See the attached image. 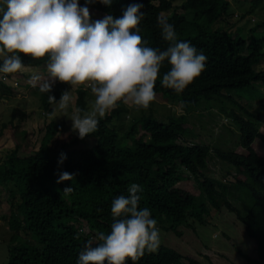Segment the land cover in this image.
<instances>
[{"label": "trees", "instance_id": "1", "mask_svg": "<svg viewBox=\"0 0 264 264\" xmlns=\"http://www.w3.org/2000/svg\"><path fill=\"white\" fill-rule=\"evenodd\" d=\"M156 1L111 0L109 5H104L94 0L87 7L94 18L101 19L106 14L118 18L128 5L141 3L140 11L144 16L138 27L146 46L162 50L168 46L157 24V17L163 16L174 26L179 40L190 41L207 57L203 71L181 93L160 83L170 67L167 61L159 69L154 99L166 105L178 102L182 112L174 114L168 106H164L163 112L149 106L136 108L125 130L126 117L131 110L118 103L99 119L96 131L83 139L69 128L66 120H53L47 126L41 146L21 155L13 111L11 120L3 123L0 131L1 137L11 124L15 140L11 154L0 162V187H8L10 198L7 213L12 235L8 240L7 264H76L87 240L99 242L94 233L84 234L76 223L86 221L97 234H107L112 223L111 202L119 195L127 196V188L132 183L142 188L138 207L148 208L157 227L167 233L180 235L184 226L193 227L194 222L206 224L210 207L216 210L225 207L236 213L246 234L254 240L251 251L242 255L249 264H264V130L261 129L264 117L227 96L230 91L255 82H261L264 87V70L255 69L264 60V38L249 35L264 27V0H250L246 13L262 10L263 21L256 23L248 33H241L242 29L234 33L229 29L231 25L219 26L224 17L233 14L229 0H180L179 6H174L177 0ZM78 4L83 6L85 0H78ZM20 56L26 67L46 63V57L32 59L23 53ZM6 75L21 77L19 72ZM0 88L3 94L16 92L2 80ZM65 90L69 91L68 84L57 81L50 94L58 100ZM35 91L38 106L46 114H52L56 104L49 102L50 94ZM4 97L8 95H0V100ZM86 98L87 90L78 89L75 105L82 112L87 109ZM226 101L232 102L242 113L233 111L230 116L239 124L240 144L246 154L220 147L210 129L204 141H190L204 136L192 124V116L202 107H217L226 112ZM114 118L117 125L111 128ZM118 130L124 132L123 137L130 140V144H122ZM22 133L24 138L26 132ZM61 153L66 158L58 164ZM215 159L247 174L249 181L245 187L253 200L247 213L232 205L226 185L207 174L209 162ZM62 171L74 174L73 178L57 183ZM69 185L72 192L65 196L63 188ZM22 230L30 232L36 244H17ZM184 260L187 264H207L199 253L182 254L167 244L160 245L155 253H145L136 264H184Z\"/></svg>", "mask_w": 264, "mask_h": 264}, {"label": "clouds", "instance_id": "2", "mask_svg": "<svg viewBox=\"0 0 264 264\" xmlns=\"http://www.w3.org/2000/svg\"><path fill=\"white\" fill-rule=\"evenodd\" d=\"M92 2L85 0L80 6L78 0H0V79L28 71L21 60L23 53L32 59L46 57L47 76L31 72L27 80L39 92L50 94L57 81L71 87L85 85L94 101L83 112L75 109L68 113L72 102L68 90L58 100L48 96L49 102L71 120L72 130L81 139L96 131L99 119L118 101L148 108L154 100V84L163 62L170 67L162 75L161 85L181 93L200 75L207 59L190 41L179 40L174 26L163 16L157 17V24L168 46L163 50L146 46L138 27L144 16L141 3L128 5L118 18L106 14L91 20L87 5ZM99 2L109 5L111 0ZM65 158L61 153L58 164ZM211 162L223 163L219 159ZM232 170L227 169V173ZM73 175L62 171L56 182L71 180ZM62 192L68 196L72 186L64 187ZM141 192V186L132 183L127 196L112 200L110 231L98 233V243L87 240L76 264H136L145 253L157 251V221L148 208L138 207Z\"/></svg>", "mask_w": 264, "mask_h": 264}, {"label": "rangeland", "instance_id": "3", "mask_svg": "<svg viewBox=\"0 0 264 264\" xmlns=\"http://www.w3.org/2000/svg\"><path fill=\"white\" fill-rule=\"evenodd\" d=\"M157 3L156 0H152ZM232 6L233 14L231 17H224L219 26H229L230 30L234 33L238 32L239 29L241 33H248L250 28L254 27L256 23L263 21V11L259 10L254 14H248L247 9L250 8V0H229ZM181 4L180 0L174 2V6H179ZM167 13V12H166ZM164 13V14H166ZM91 20H98L90 15ZM238 27L237 29L235 27ZM250 36H257L264 38V27L259 28L255 33H250ZM264 53V47H263ZM30 68L26 67L28 71L20 73V78H8L5 77L2 80L10 86L16 88V93L11 94L7 92L3 94V90L0 88V95H8L6 101L0 102V131L3 123L11 120L13 111L15 117L13 119V124L18 127V131L15 137L21 142V155H26L30 153L31 150H37L43 141L46 134L48 124L53 121L66 120L69 128H71V120L64 116L63 112L57 107L55 111L51 114H46L39 106L38 99L36 97V88L28 85L27 80L31 72H38L42 76L47 74L46 68ZM255 69L257 71L264 70V60H262ZM68 84V83H67ZM69 94L72 96V102L68 108V113L71 114L76 108L75 102L77 99V90L80 88L87 90V109L90 103L94 101V97L90 94V89L85 87V85H75L71 87L69 84ZM229 97L236 100L238 104H241L251 112L256 114L264 115V87L261 82H255L252 85L242 88L235 89L228 93ZM123 104L127 109L131 110V114L126 117L124 129H127L126 123L131 120L132 113L137 108L135 106L126 105L120 101L117 102ZM232 103V102H231ZM230 102L226 101L225 109L226 112H221L219 108L207 109L201 108L197 115H193L191 118L192 124L200 132L201 137L195 139H190L194 142H202L206 139L208 130L210 129L214 135L215 143H218L220 147L231 150L236 153L246 154V150L242 148L241 142V130L239 124L234 121L230 114L235 111L242 114L237 106H233ZM213 104V103H212ZM215 105V104H214ZM164 106L169 107L174 114L182 112L181 104L178 102L163 104L158 100L154 99L150 102L149 107H153L161 112L165 111ZM16 109V110H14ZM113 109V108H112ZM137 110V109H136ZM110 111V110H109ZM108 111V112H109ZM198 114L201 117H198ZM12 124V125H13ZM117 125V119L110 123L111 128H115ZM264 129V126H262ZM12 127L11 124L4 129L3 134L0 137V162L4 161L9 154L15 148V140L11 134ZM25 134V139L23 138V133ZM124 132L118 130V136L122 139V144H130V140L123 137ZM92 140V138L88 139ZM90 141H87L89 145H92ZM54 141L50 143L52 145ZM184 143L183 140L179 141ZM224 163V162H223ZM212 163L209 162V170L207 174L214 178L217 182H220L227 186L229 190L228 198L232 205L238 209L243 214L247 213L253 205V200L250 193L245 187V183L249 181V178L245 172L235 171V167L229 163ZM227 169L232 170L230 174L227 173ZM241 182L238 183L237 181ZM7 186L13 187L12 184H6ZM9 189L8 187H0V264H7L9 260L8 248L12 231L9 228ZM86 235L94 232L88 225L86 221L80 220L76 223ZM159 229V228H158ZM181 231V229H180ZM18 234V232H16ZM160 235V245L167 244L175 247L182 252V254L199 253L202 258L207 260V264H249L245 257L242 255L248 254L253 245L254 240L249 237L244 226L240 223L237 218V214L228 211L225 207L221 210H216L210 207V212L206 215V224L202 225L198 222L193 223V227H182V233L176 235L175 233L169 232L165 229H159ZM17 244L30 243L36 244L34 236L31 235L27 230H22L17 236ZM159 245V246H160ZM187 264V261H183Z\"/></svg>", "mask_w": 264, "mask_h": 264}, {"label": "crops", "instance_id": "4", "mask_svg": "<svg viewBox=\"0 0 264 264\" xmlns=\"http://www.w3.org/2000/svg\"><path fill=\"white\" fill-rule=\"evenodd\" d=\"M42 65H44L42 68H45V63L42 64ZM42 65H40V66H42ZM40 66H34V67H30V68H39ZM46 76H47V74H45L44 77H46ZM11 79H12V78H11ZM0 80H2V79H0ZM2 81H3V80H2ZM3 82H4V81H3ZM55 83H56V82H55ZM55 83H54V84H55ZM6 84H7V83H6ZM7 85H8V84H7ZM8 86H10V85H8ZM10 87H13V86H10ZM13 88L16 90L15 87H13ZM36 89H37V88H36ZM36 89H35V90H36ZM35 90H34V91H35ZM35 92H36V91H35ZM15 93H16V92H15ZM15 93H14V94H15ZM6 99H7V98L4 97V98H2V99L0 100V102L3 103V101H6ZM2 187L5 188L4 186H2Z\"/></svg>", "mask_w": 264, "mask_h": 264}]
</instances>
